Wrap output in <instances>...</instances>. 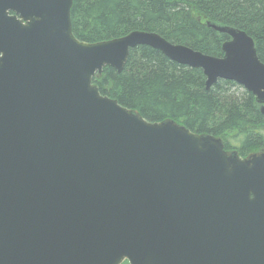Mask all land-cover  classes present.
<instances>
[{
    "label": "water",
    "instance_id": "1",
    "mask_svg": "<svg viewBox=\"0 0 264 264\" xmlns=\"http://www.w3.org/2000/svg\"><path fill=\"white\" fill-rule=\"evenodd\" d=\"M72 0H0V264H264V153L240 158L174 120L102 95L147 45L232 80L264 116V63L245 31L221 57L152 31L97 41L71 30Z\"/></svg>",
    "mask_w": 264,
    "mask_h": 264
},
{
    "label": "trees",
    "instance_id": "2",
    "mask_svg": "<svg viewBox=\"0 0 264 264\" xmlns=\"http://www.w3.org/2000/svg\"><path fill=\"white\" fill-rule=\"evenodd\" d=\"M70 23L84 42L152 31L214 57L223 55L228 36L209 24L231 26L252 37L264 63V0H72ZM92 82L149 122L174 120L220 138L225 150L242 157L264 148V116L251 92L224 79L206 89L200 68L176 63L150 46L130 48L120 72L106 65Z\"/></svg>",
    "mask_w": 264,
    "mask_h": 264
},
{
    "label": "rangeland",
    "instance_id": "3",
    "mask_svg": "<svg viewBox=\"0 0 264 264\" xmlns=\"http://www.w3.org/2000/svg\"><path fill=\"white\" fill-rule=\"evenodd\" d=\"M261 151H264V148H263V149H260V150L257 151V152H261ZM122 264H128L127 260H124Z\"/></svg>",
    "mask_w": 264,
    "mask_h": 264
}]
</instances>
